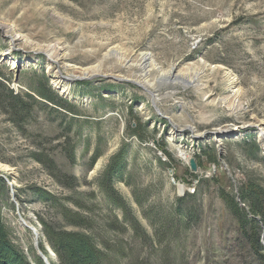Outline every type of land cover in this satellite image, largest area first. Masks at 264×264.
<instances>
[{
  "label": "rangeland",
  "instance_id": "rangeland-1",
  "mask_svg": "<svg viewBox=\"0 0 264 264\" xmlns=\"http://www.w3.org/2000/svg\"><path fill=\"white\" fill-rule=\"evenodd\" d=\"M0 24H13L35 42L62 46L72 63L101 59L103 72L126 77L79 78L62 95L50 81L46 56L21 44L11 47L0 31L2 84L36 100L23 96L31 106L23 117L0 87V176L7 189L1 214L10 239L32 263L41 259L33 232L21 228L20 219L37 228L39 248L51 264L59 261L42 221L93 236L105 264H262L220 193L236 196L247 185L264 190L258 139L264 0H0ZM109 47L131 59L147 52L163 70L175 63L196 74L201 87L158 84L154 73L150 95L132 81L137 68L117 66L116 56L103 59ZM228 77L237 83L230 85ZM45 84L61 107L29 89ZM233 85L240 88L236 95ZM186 124L206 131L204 139L193 138L195 132L182 128ZM226 124L239 128L225 132L218 146L210 131ZM179 142L195 159L196 172L178 155ZM119 150L125 153V178L113 187L136 228L98 185ZM36 188L57 201L38 199ZM62 208L85 223H67Z\"/></svg>",
  "mask_w": 264,
  "mask_h": 264
},
{
  "label": "trees",
  "instance_id": "trees-1",
  "mask_svg": "<svg viewBox=\"0 0 264 264\" xmlns=\"http://www.w3.org/2000/svg\"><path fill=\"white\" fill-rule=\"evenodd\" d=\"M44 88L33 89L42 100L53 103L57 106H62L56 100L57 98L52 94L50 87L45 84ZM0 87L5 88L8 93L11 104L8 106L17 109L16 113H21L23 117L30 115L31 106L23 99L27 96L31 102H36L33 98L34 94L26 93L21 95L14 93L12 89L6 88L0 80ZM43 101V102H44ZM69 112L72 109L68 108ZM125 153L124 150H119L112 158L108 166L98 179V185L107 197L119 206L124 212V218L127 219L129 214V222L136 228V222L131 217L128 205L124 199L116 192L113 183L117 179L125 178ZM6 184L0 176V202L6 196ZM35 194L37 198L46 201H57L56 197L42 188H36ZM221 199L226 206L235 215L240 224L242 235L249 239L250 245L254 251L259 254L264 264V190L247 185L234 196L228 193L221 192ZM180 210V209H179ZM61 214L67 223L80 225L85 223V218L78 214H72L68 209L62 208ZM192 212L188 211L185 215V224L191 220ZM258 216V217H257ZM43 233L45 234L51 249L56 254L59 264H105L104 251L97 245L93 236L87 233L74 230H63L56 228V226L42 221ZM36 264H44L38 258L35 260ZM0 264H30L27 255L24 251L16 245L9 237V232L3 222L0 205ZM118 264V263H113Z\"/></svg>",
  "mask_w": 264,
  "mask_h": 264
},
{
  "label": "bare ground",
  "instance_id": "bare-ground-1",
  "mask_svg": "<svg viewBox=\"0 0 264 264\" xmlns=\"http://www.w3.org/2000/svg\"><path fill=\"white\" fill-rule=\"evenodd\" d=\"M0 31L7 36L11 47L21 44L24 47H28L33 53H43L46 56L47 69L51 73L50 81L54 88L62 95L68 96L70 93V84L79 78H91L95 76L111 77L113 79L119 80H124L126 78L124 75L122 76L117 73V70H112L108 73L103 72L101 69V59L93 64L91 63L88 65H78L72 63L67 59V51L62 46L57 47L55 44L35 42L28 35L21 33L13 24H0ZM2 55H5V53ZM110 55L116 56V58L119 60V65L117 66H120L121 68H137L139 74H137L135 77H132V81L138 83L139 86H141L150 95L152 93L150 90L152 83L149 82V79L152 77V74L154 75V73L155 75L151 78V80L157 82L158 84L166 83L170 80V84L179 83L182 86H194L197 89H200L201 87L196 74L193 73V75L189 76L186 72L177 69V64L175 63L163 70L155 63L151 55L147 52H140V55L137 59H131L129 57L121 56L120 50H118V48L109 47L105 51L103 59L109 57ZM228 83L232 85L233 83L237 82L234 77H228ZM234 86L235 85L232 86L233 89L231 90L236 95L239 93L240 88H234ZM152 96H154V94ZM222 101L224 102L223 99ZM182 128L191 132H195L192 134L193 138L204 139L203 137L206 131H196L190 124H186ZM235 128L238 129L239 126L237 127L234 124H226L225 126L213 128L210 133L214 135L213 138H215L217 145L220 146L221 143L219 141L224 136V133L229 132L230 129L234 130ZM174 137V131L172 130L169 135V138L172 142L174 141ZM258 139L262 145V148L264 149V119H261L260 122H258ZM176 145L177 151L179 153L178 155L183 159H187V162L190 154L183 150V146L180 144V142ZM190 150L193 151V149ZM17 222L18 225L23 229L31 225V223L27 220H18ZM35 229L37 233L38 230L37 228ZM30 230L33 232L32 229Z\"/></svg>",
  "mask_w": 264,
  "mask_h": 264
},
{
  "label": "water",
  "instance_id": "water-1",
  "mask_svg": "<svg viewBox=\"0 0 264 264\" xmlns=\"http://www.w3.org/2000/svg\"><path fill=\"white\" fill-rule=\"evenodd\" d=\"M189 163V169L191 172H196L197 170V164L195 162V159L193 157L189 158L188 160ZM7 180V178L5 177ZM11 185V184H10ZM23 220V219H20ZM28 229H32L33 235H34V246L37 250V255L40 257V259L43 261L44 264H51L48 257L40 250L39 245H38V232L36 233L35 227H32V225L27 226ZM25 254L27 255L28 260L30 261L28 253L25 251ZM30 264H34L30 261Z\"/></svg>",
  "mask_w": 264,
  "mask_h": 264
},
{
  "label": "built area",
  "instance_id": "built-area-1",
  "mask_svg": "<svg viewBox=\"0 0 264 264\" xmlns=\"http://www.w3.org/2000/svg\"><path fill=\"white\" fill-rule=\"evenodd\" d=\"M189 158H191V157H189ZM189 160V159H188ZM188 162V161H187ZM189 165V164H188ZM170 172V180H172L174 183H175V185L176 186H178V179H176V175H175V173H174V171L173 170H170L169 171ZM184 191V190H183ZM182 191V192H183Z\"/></svg>",
  "mask_w": 264,
  "mask_h": 264
}]
</instances>
